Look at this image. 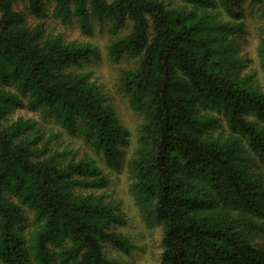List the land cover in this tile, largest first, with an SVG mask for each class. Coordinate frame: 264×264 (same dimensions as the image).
I'll use <instances>...</instances> for the list:
<instances>
[{"label":"trees","instance_id":"1","mask_svg":"<svg viewBox=\"0 0 264 264\" xmlns=\"http://www.w3.org/2000/svg\"><path fill=\"white\" fill-rule=\"evenodd\" d=\"M174 1L0 0V264H119L105 245L133 248L115 230L123 216L94 193L108 183L94 158L51 149L56 135L9 117L39 111L122 164L127 128L91 73L73 69L98 49L48 33L49 18L83 35L107 23L108 57L136 59L118 88L142 117L128 169L161 226L159 264H264V90L240 70L244 0ZM249 5L264 13V0ZM258 56L264 68V32Z\"/></svg>","mask_w":264,"mask_h":264},{"label":"rangeland","instance_id":"2","mask_svg":"<svg viewBox=\"0 0 264 264\" xmlns=\"http://www.w3.org/2000/svg\"><path fill=\"white\" fill-rule=\"evenodd\" d=\"M174 4H182L175 0ZM244 9V33L235 39L238 48V57L242 61L241 74H252L253 81L264 90V68L258 56L260 38L264 32V13L258 5H249V0L242 3ZM26 15L27 21L35 22L22 4L18 7ZM47 32L50 34L60 33L67 40L88 41L97 47V53L81 61L75 71H88L91 79L100 86L106 102L114 110L118 120L124 125L129 133V142L123 147L122 164L120 168L113 169L105 165L101 154H97L90 146L84 144L82 138L75 133H70L54 120V118H43L39 111H32L25 106H15L9 113V117L17 116L31 117L36 122V127L44 132L56 135L51 143V149H64L67 156L74 153L76 158L90 156L101 167L102 172L108 176V183L101 189L94 190L104 200L116 207L117 212L125 219L124 224L116 226L115 230L126 236L133 248L129 253H123L116 248L105 245L106 255L115 259L119 264H159L161 256L160 224L156 223L153 215H149L136 200L131 189V174L128 169V161L132 156L134 147L137 145L138 127L142 117L131 107L130 101L120 90L118 85V71L121 68H131L135 65L134 58L123 56L118 61L110 59L106 53L105 46L112 37L108 31L107 23L100 26L97 21L93 22V30L90 35H83L77 28L76 23L67 25L59 20L49 18L45 21ZM131 24L128 23L118 35L130 31ZM220 129L217 130V132ZM224 133L226 129L222 128ZM215 132V133H217ZM264 183V174L262 175ZM26 221L23 223L25 233L34 227V216L30 208L25 210ZM264 242V236H260L257 242Z\"/></svg>","mask_w":264,"mask_h":264}]
</instances>
